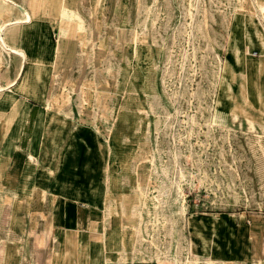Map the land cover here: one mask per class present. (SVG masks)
<instances>
[{
  "label": "rangeland",
  "instance_id": "rangeland-1",
  "mask_svg": "<svg viewBox=\"0 0 264 264\" xmlns=\"http://www.w3.org/2000/svg\"><path fill=\"white\" fill-rule=\"evenodd\" d=\"M17 1L42 33L55 31L51 66L67 33L78 38L65 72L49 78L46 112L67 107L79 115L76 130L90 125L105 139L97 146L87 133L88 144H76L77 168L93 198L107 179L102 196L135 253L158 264H264V83L247 61L259 43L245 33L264 40V21L250 14L258 0H60L55 17L49 0ZM10 4L0 0V88L17 56L16 28H34L8 31L17 21ZM229 81L242 87L229 91ZM216 108L226 119L212 118ZM16 124V102L0 100V264H50L39 223L18 215L36 191L16 190Z\"/></svg>",
  "mask_w": 264,
  "mask_h": 264
},
{
  "label": "crops",
  "instance_id": "crops-1",
  "mask_svg": "<svg viewBox=\"0 0 264 264\" xmlns=\"http://www.w3.org/2000/svg\"><path fill=\"white\" fill-rule=\"evenodd\" d=\"M61 4L60 0L47 2L51 17L58 15ZM40 26L19 32L17 40L15 34V42L25 52L24 60L16 56L4 72L5 79L17 80L12 87L13 96L2 97L16 100V166L11 169H16L14 183L17 192L29 187L36 191L34 198L27 199L29 207L18 215L39 223L42 243H48L44 248L54 250L50 264H158L156 260L140 258L127 232L111 219L116 215L109 214L111 199L102 196V191L107 193V179L101 180L100 196L93 198L91 180H86L83 170L77 168L80 157L75 153L76 144L84 148L88 144L87 133L97 146L105 139L90 125L76 130L70 121H78L79 115L68 112L67 107L46 112V97L53 90L49 78L65 72L78 38L67 33L66 41L70 43L64 47L62 61L53 67L57 37L52 30L42 33ZM72 134L75 143L71 146L67 143ZM32 152L33 162L26 157ZM115 234L123 235L124 240H116Z\"/></svg>",
  "mask_w": 264,
  "mask_h": 264
},
{
  "label": "bare ground",
  "instance_id": "bare-ground-1",
  "mask_svg": "<svg viewBox=\"0 0 264 264\" xmlns=\"http://www.w3.org/2000/svg\"><path fill=\"white\" fill-rule=\"evenodd\" d=\"M4 3V7L5 8H11V4L15 3V0H1ZM31 1V0H30ZM34 1V0H33ZM249 1V0H248ZM14 2V3H13ZM257 5L256 7H254V10L250 12L251 16L256 15V17L260 20L262 19L264 21V0H258L256 1ZM44 4V3H43ZM19 10H18V9ZM16 22H8L7 24H5V27L8 28V31L12 32L13 28H16V24L21 25V27H25L27 26V28H31V27H35L34 25V21H33V17L31 16V12L29 10H27L26 8H24V6H22L21 3H19L16 0ZM41 14V13H40ZM235 16V14L233 15ZM37 18V17H36ZM42 18V17H41ZM252 27V26H251ZM250 27H246L245 28V33L248 32V41L250 45H255L256 42L259 43V52L260 55L256 60H253L252 58H250L249 56H251V54H249V56L247 57V61L250 62L252 64V66L254 67L253 71L255 78L257 79L258 83L262 84L264 83V40L260 37L259 39H254L253 37L255 36H251V33L249 32ZM19 28H16V32H20L19 30H17ZM256 29V28H255ZM42 30V29H41ZM251 31H253L252 29H250ZM1 32V30H0ZM3 35V34H2ZM46 38V37H45ZM6 37H1L0 36V47L1 48H5V43H6ZM39 41V40H38ZM47 41V40H46ZM69 43V42H68ZM15 47V46H14ZM9 48V47H7ZM248 48V46H247ZM54 49V48H53ZM11 51L9 52H13L14 54H16L19 58L24 57V53L22 52V50H20V48L18 47V44H16V49H10ZM8 51V50H7ZM247 54V53H246ZM243 52H242V48L238 47V45H234L231 48V55H230V59L232 61V64L236 67H238L239 65H241L242 62V57H243ZM16 59V58H15ZM1 61V60H0ZM246 62V61H245ZM20 67V66H19ZM225 68V67H224ZM19 71V70H18ZM22 72V71H21ZM16 73V72H15ZM226 73V72H225ZM4 74L2 75V80L4 82V86H2V88H0V98L2 99V97L7 96V97H11L13 96V92H12V87L15 84L16 81L13 79H9L6 77V79L4 78ZM21 75V74H20ZM221 76V75H220ZM17 77V76H16ZM20 77V76H18ZM242 78V77H241ZM241 80V79H240ZM257 83V84H258ZM260 84V86L262 85ZM263 86V85H262ZM220 87V86H219ZM226 87L229 91H236L239 88V85L237 84V82L235 81H229L226 84ZM233 93V92H232ZM240 95V94H239ZM235 96V95H234ZM235 98V97H234ZM240 98V97H239ZM258 100H260V102L264 101V91L258 93ZM2 101L5 103V105H15V100H3ZM232 102V101H231ZM235 102V101H234ZM237 102V100H236ZM244 103V102H243ZM238 104V103H237ZM236 105V104H235ZM234 108V107H233ZM236 108V106H235ZM232 113V112H230ZM81 114V111H80ZM212 118L213 119H218V120H223L226 119L225 115H223L222 111L220 108H216L215 111H213L211 113ZM7 118V117H6ZM2 122V121H1ZM5 125V124H4ZM3 125V126H4ZM1 131V130H0ZM111 153H113V151L111 150ZM3 157H5L4 155L0 154V162L3 159ZM11 160V159H10ZM107 178V177H106ZM11 187V186H10ZM25 188V187H24ZM27 192H31V189L28 188V190H26V188L24 189ZM33 192V191H32ZM109 192V190L107 191V193ZM104 194V193H103ZM0 251H2V246H0ZM7 257L9 256V254L6 255ZM160 264H164V262H161Z\"/></svg>",
  "mask_w": 264,
  "mask_h": 264
}]
</instances>
